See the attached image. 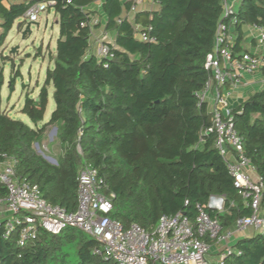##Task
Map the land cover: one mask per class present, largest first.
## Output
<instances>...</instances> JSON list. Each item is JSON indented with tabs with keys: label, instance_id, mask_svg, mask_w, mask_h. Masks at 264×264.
Masks as SVG:
<instances>
[{
	"label": "trees",
	"instance_id": "1",
	"mask_svg": "<svg viewBox=\"0 0 264 264\" xmlns=\"http://www.w3.org/2000/svg\"><path fill=\"white\" fill-rule=\"evenodd\" d=\"M48 1L55 3L49 9L58 25L53 66L37 97L27 96L20 111L33 128L2 108L7 59L0 57V169L14 159L20 180L37 186L48 204L71 213L77 208L79 172L89 166L103 181L101 194L111 201L109 217L123 228L136 224L151 232L161 217L178 213L194 222L196 205L217 218L221 233L250 216V200L234 186L216 135L203 134L212 113L197 98L212 77L204 64L226 0H146L158 9L135 12V0H103L100 9L95 0H0V48L29 7ZM97 15L102 20L93 26ZM234 19L233 56L255 42L247 28L264 27V0L240 2ZM102 25L112 33L111 59L88 54L93 28ZM138 33L154 42L141 41ZM18 76L9 77L11 92ZM49 88L55 108L43 123ZM230 116L242 137L243 155L264 185V89L231 109ZM50 126L57 129L61 149L56 165L33 148ZM6 196L0 182V200ZM210 196L224 197L222 213L206 209ZM259 210L264 216V189ZM230 244L223 264H264V232ZM99 248L72 227L58 235L41 229L24 247L16 236L4 238L0 228V264H116L97 255ZM213 257L206 264H219L220 254Z\"/></svg>",
	"mask_w": 264,
	"mask_h": 264
},
{
	"label": "built area",
	"instance_id": "2",
	"mask_svg": "<svg viewBox=\"0 0 264 264\" xmlns=\"http://www.w3.org/2000/svg\"><path fill=\"white\" fill-rule=\"evenodd\" d=\"M102 1L95 0L98 8ZM242 1L245 0L224 2L223 20L217 26L213 51L206 56L204 64L212 77L197 98L199 105L206 104L212 113V124L203 134L216 135V147L227 164L234 186L244 200H250V216L238 218L233 231L221 233L217 218H211L205 208L196 205L194 222L178 213L161 217L151 232L136 224L123 228L109 217L112 204L100 192L103 181L97 170L85 166L79 172L77 208L68 213L45 202L37 186L20 180L14 171L16 162L10 158L0 169V182L7 191L6 198L0 200V228L4 238L16 236L17 245L24 247L41 229L58 235L72 227L95 239L100 244L95 253L116 264H206V257L213 247L220 254L219 264H223V258L231 253L230 242L234 233L239 234L249 228L264 232V216L259 210L264 185L243 155V140L234 129L228 104L231 91L242 83L245 76H254L264 68V27H251L257 34L252 37L255 45L248 51L233 56L230 50L234 42L235 6ZM141 3L142 0H135L131 11H137ZM54 4L48 1L32 5L20 19L24 23H36L40 13ZM137 37L141 41L154 42L146 34L138 33ZM88 54L98 59L113 57L108 43L103 41L92 44ZM225 86L228 90L223 92ZM52 164L56 165V161ZM224 204L223 196H210L205 207L220 214ZM209 241L214 242L213 246Z\"/></svg>",
	"mask_w": 264,
	"mask_h": 264
},
{
	"label": "rangeland",
	"instance_id": "3",
	"mask_svg": "<svg viewBox=\"0 0 264 264\" xmlns=\"http://www.w3.org/2000/svg\"><path fill=\"white\" fill-rule=\"evenodd\" d=\"M237 8L238 4L235 6V9ZM55 21L56 17L53 9L41 12L38 21L31 24L30 33H25L22 36L26 32L28 23H24L22 19H18L10 30L4 45L0 48V57L2 56L7 59L3 63L5 83L2 89V108L11 118L21 120L32 128L34 125L20 111L27 96L32 98L37 97L43 85L47 68L51 69L53 66L50 57L55 50L58 37V25ZM20 22L21 25L17 30L16 25ZM97 23L98 19L94 16L91 24L95 26ZM93 29L91 44L94 45L96 42L101 41V39H104L106 42L110 41L109 38H104L106 34H104L103 29H96V27ZM18 72L19 76L14 82V91L11 92L8 88L9 77L11 74ZM256 75L263 77L261 72ZM261 77L256 80L258 81L257 87L252 88L253 94L257 90L264 89V79H261ZM48 92V104L43 123L49 120L50 114L55 108L52 89L49 88ZM33 148L44 159H55L61 151L57 140V129L53 126L48 127L44 137L40 142L34 144ZM206 260L214 261L215 257L209 254Z\"/></svg>",
	"mask_w": 264,
	"mask_h": 264
},
{
	"label": "crops",
	"instance_id": "4",
	"mask_svg": "<svg viewBox=\"0 0 264 264\" xmlns=\"http://www.w3.org/2000/svg\"><path fill=\"white\" fill-rule=\"evenodd\" d=\"M125 1V0H122ZM100 9V8H99ZM139 10H146V11H155L158 9V7L146 0L142 1V3L138 6ZM98 10V9H97ZM100 11V10H98ZM100 13V12H99ZM97 19H99V16H96ZM101 18V17H100ZM102 19V18H101ZM56 23V21H55ZM100 29H103L104 34H106V36L104 38H109L110 41H104V39H101V41L105 42V43H109L112 42V33H105L104 30V25H102L100 27ZM94 31V30H93ZM98 31V30H96ZM93 34V33H92ZM247 34L250 37V39H252V37L256 36V31L253 28H247ZM254 43H249V47L248 49H250L252 46H254ZM262 74V73H261ZM263 76V75H262ZM261 76H245V78L243 79L242 83L237 87L234 88L231 91V95L228 98V104H229V109H233L236 106H238L240 103H242L243 101H245L246 99H248L253 93L252 88L257 87L256 84H258V81H256L257 79H259ZM261 79H264V76L261 77ZM260 79V80H261ZM259 91V90H257ZM247 92V94L245 95V93ZM247 96V97H246ZM230 230L233 231V229L231 228ZM255 233H257L254 229H247L242 233H234L232 238H231V242L239 239V238H243V237H251L253 236ZM211 255H218V250L215 249L213 247V249L211 250Z\"/></svg>",
	"mask_w": 264,
	"mask_h": 264
},
{
	"label": "water",
	"instance_id": "5",
	"mask_svg": "<svg viewBox=\"0 0 264 264\" xmlns=\"http://www.w3.org/2000/svg\"><path fill=\"white\" fill-rule=\"evenodd\" d=\"M56 24H57V21H56ZM20 25H21V22L18 23V24L16 25V29H17V30L19 29ZM30 26H31V24H27V26H26V32H24V33L22 34V36H24L25 33H30ZM46 160H47L48 162H50V163H54V162H55V160H54V159H51V158H46Z\"/></svg>",
	"mask_w": 264,
	"mask_h": 264
}]
</instances>
